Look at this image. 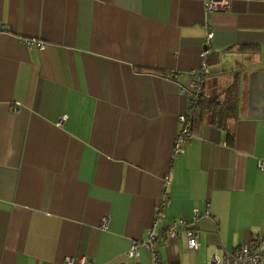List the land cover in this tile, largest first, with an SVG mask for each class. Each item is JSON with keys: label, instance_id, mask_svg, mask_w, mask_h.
I'll list each match as a JSON object with an SVG mask.
<instances>
[{"label": "crops", "instance_id": "obj_1", "mask_svg": "<svg viewBox=\"0 0 264 264\" xmlns=\"http://www.w3.org/2000/svg\"><path fill=\"white\" fill-rule=\"evenodd\" d=\"M205 3L0 0V264H156L150 232L162 264H206L264 237V0ZM206 209L198 249L168 238Z\"/></svg>", "mask_w": 264, "mask_h": 264}, {"label": "built area", "instance_id": "obj_2", "mask_svg": "<svg viewBox=\"0 0 264 264\" xmlns=\"http://www.w3.org/2000/svg\"><path fill=\"white\" fill-rule=\"evenodd\" d=\"M217 0H206L205 7L207 11H214L217 8ZM4 30L3 26L0 24V34ZM212 33H207V39L204 44V48L201 51V66L198 71L191 74V81L188 87L182 88V92L188 97V113L181 114L178 116V122L180 124V130L175 138L174 142V155H183L185 150L184 147L193 139L192 133V123L193 117L200 102L202 90L204 87L205 78L208 74L207 57L209 55V50L211 47ZM27 48L32 49L35 47L38 50L44 49V44L37 42L36 44L32 42H26ZM65 120L62 119L60 125ZM258 167L260 169L264 168V162H260ZM165 189L170 186V177L164 178ZM167 197V190L163 194V202L155 208L156 211V222H162L160 213L162 212L165 204V199ZM209 215L208 209L204 212H195L191 222H186L185 220H176L171 225H167L165 228V233L169 239H177L180 237L181 233L186 236V244L189 250H196L199 248L197 233L195 231L196 220L200 216L207 217ZM104 226H106L107 221L103 220ZM157 240V235L150 232L147 241L142 242L144 248L149 251L153 260L156 264H162L159 262L158 257L154 251L155 242ZM126 257L129 259L138 258V244L133 242L130 250L126 253ZM67 264H72V260L67 259ZM82 264V261L80 262ZM206 264H264V237H257L251 243L242 245L228 253H226L221 260L215 255H210L208 257Z\"/></svg>", "mask_w": 264, "mask_h": 264}, {"label": "trees", "instance_id": "obj_3", "mask_svg": "<svg viewBox=\"0 0 264 264\" xmlns=\"http://www.w3.org/2000/svg\"><path fill=\"white\" fill-rule=\"evenodd\" d=\"M143 71H147V70H143ZM213 103H217V102H215V101H213ZM199 104H200V102L198 103V106H199ZM198 106H197V108H198ZM197 108H196V110H197ZM199 111V110H198ZM198 113V112H197ZM197 113H195L194 114V117H193V122L197 125L198 124V122H199V115H197ZM192 125H193V123H192ZM194 130V129H193Z\"/></svg>", "mask_w": 264, "mask_h": 264}]
</instances>
